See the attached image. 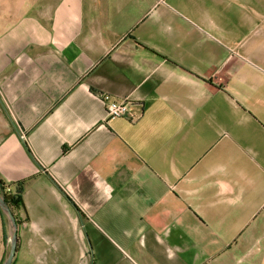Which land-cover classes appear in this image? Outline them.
<instances>
[{"label": "crops", "instance_id": "0c3cea01", "mask_svg": "<svg viewBox=\"0 0 264 264\" xmlns=\"http://www.w3.org/2000/svg\"><path fill=\"white\" fill-rule=\"evenodd\" d=\"M0 179L11 264H264V0H0Z\"/></svg>", "mask_w": 264, "mask_h": 264}, {"label": "water", "instance_id": "95a60500", "mask_svg": "<svg viewBox=\"0 0 264 264\" xmlns=\"http://www.w3.org/2000/svg\"><path fill=\"white\" fill-rule=\"evenodd\" d=\"M0 211L2 212L8 229L9 235V249L2 260L1 264H11L17 243V222L14 214L5 202L3 194H0Z\"/></svg>", "mask_w": 264, "mask_h": 264}, {"label": "built area", "instance_id": "2783aa9c", "mask_svg": "<svg viewBox=\"0 0 264 264\" xmlns=\"http://www.w3.org/2000/svg\"><path fill=\"white\" fill-rule=\"evenodd\" d=\"M105 106V117L130 118L129 102L125 99H115L107 94L101 95ZM9 188H7L8 190Z\"/></svg>", "mask_w": 264, "mask_h": 264}, {"label": "trees", "instance_id": "16d2710c", "mask_svg": "<svg viewBox=\"0 0 264 264\" xmlns=\"http://www.w3.org/2000/svg\"><path fill=\"white\" fill-rule=\"evenodd\" d=\"M7 188H9L7 190ZM21 187L16 186L14 189L10 187L9 184L4 183L0 179V194L4 195L5 202L9 206L10 210L14 214L16 218V212L23 207V202H22V196H21ZM0 214L3 216L2 212L0 211ZM4 218V216H3ZM17 222V220H16Z\"/></svg>", "mask_w": 264, "mask_h": 264}]
</instances>
